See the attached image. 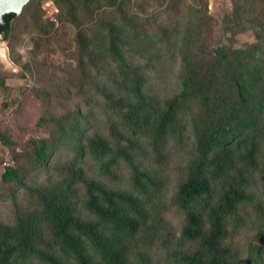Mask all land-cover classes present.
Returning a JSON list of instances; mask_svg holds the SVG:
<instances>
[{
    "label": "trees",
    "instance_id": "obj_1",
    "mask_svg": "<svg viewBox=\"0 0 264 264\" xmlns=\"http://www.w3.org/2000/svg\"><path fill=\"white\" fill-rule=\"evenodd\" d=\"M77 1L65 0L71 21L81 26ZM101 1L118 5L119 18L99 17L77 33L81 72L74 81L104 102L109 135L91 133L92 112L81 105L41 116L43 136L21 141L0 128V143L12 153L0 201L12 196L16 203L15 219H0V264H153L158 242L166 264H264V200L255 191L264 179V9L257 13L256 0H235L234 41L210 48L197 10L170 37L151 33L118 0L84 5L101 9ZM16 17L5 15L3 39ZM249 30L256 41L235 47L238 34ZM162 45L182 61L180 91L166 99L147 89ZM72 82L64 81L58 96L71 98ZM189 127L193 154L171 198L184 215L176 235L161 216L163 181L141 159L146 146L161 163ZM87 158L112 178L127 163L130 188L88 176ZM41 173L46 177L37 182ZM18 189L31 200L28 208L18 204ZM245 230L252 238L242 261L237 236Z\"/></svg>",
    "mask_w": 264,
    "mask_h": 264
},
{
    "label": "rangeland",
    "instance_id": "obj_2",
    "mask_svg": "<svg viewBox=\"0 0 264 264\" xmlns=\"http://www.w3.org/2000/svg\"><path fill=\"white\" fill-rule=\"evenodd\" d=\"M85 0L77 1L78 17L82 23L77 26L68 14L69 7L65 0H32L13 22V31L8 40L0 35V77L5 84L0 86V128L12 132L19 140L31 136H43L37 122L43 115L62 114L66 109L81 105L84 111L92 112L93 128L109 135V113L104 109V102L93 94H85L76 86L78 62L77 33L94 26L99 17L119 18V6L101 1V9L84 5ZM123 12L136 16L151 33L164 31L171 37L176 32H183L195 11L201 18L202 37L215 48L220 44H229L234 40L230 27L235 22V0H118ZM257 13L264 9V0L254 3ZM238 40V41H237ZM235 47L256 41L249 30L238 34ZM162 58L149 72L148 92L166 99L180 91L182 61L177 51L168 45H162ZM2 50L5 57L2 56ZM73 79L70 84L72 96L63 98L55 91H61L64 81ZM67 84V83H66ZM45 92L49 94L46 95ZM5 103L8 105L5 106ZM194 137L191 128L186 132L183 143L171 141L167 158L158 163L149 148L141 159L150 169L155 170L163 181L161 216L172 227V232L179 235L184 215L171 204V198L177 184L183 176L184 168L193 154ZM12 162V153L0 143V180L5 167ZM88 176L103 179L108 185L129 189L131 170L127 163L120 162L115 168L116 178L101 176L99 163L87 158ZM46 174L41 173L37 182ZM255 191L264 200V179L258 178ZM8 191V190H7ZM14 196L21 208H28L31 200L24 189H18ZM16 215V203L12 196L0 201V219L12 222ZM252 232L242 231L238 238L243 261L247 257V239ZM256 241V240H255ZM258 242V240H257ZM153 264H166L167 250L155 243L151 248Z\"/></svg>",
    "mask_w": 264,
    "mask_h": 264
},
{
    "label": "water",
    "instance_id": "obj_3",
    "mask_svg": "<svg viewBox=\"0 0 264 264\" xmlns=\"http://www.w3.org/2000/svg\"><path fill=\"white\" fill-rule=\"evenodd\" d=\"M31 0H0V24L5 22V15L14 13L19 15Z\"/></svg>",
    "mask_w": 264,
    "mask_h": 264
},
{
    "label": "bare ground",
    "instance_id": "obj_4",
    "mask_svg": "<svg viewBox=\"0 0 264 264\" xmlns=\"http://www.w3.org/2000/svg\"><path fill=\"white\" fill-rule=\"evenodd\" d=\"M1 54H2L3 57H5V54H4L3 50H2V53Z\"/></svg>",
    "mask_w": 264,
    "mask_h": 264
}]
</instances>
